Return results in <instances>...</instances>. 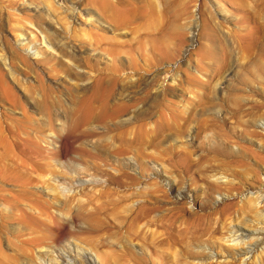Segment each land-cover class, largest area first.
<instances>
[{
	"label": "rangeland",
	"instance_id": "obj_1",
	"mask_svg": "<svg viewBox=\"0 0 264 264\" xmlns=\"http://www.w3.org/2000/svg\"><path fill=\"white\" fill-rule=\"evenodd\" d=\"M108 1L117 6L120 0ZM121 1L137 11L125 25L112 18L102 0H0V78L16 99L10 102L0 88V119L25 118L20 125L27 130L35 133L36 125L51 134L50 122L59 125L75 117L74 128H67L63 138L69 153L83 142L102 158L114 159L117 146L125 149L120 160L149 163V169L138 167L135 174L125 169L110 175L109 167L91 170L83 176L93 180L75 187L66 178L51 181L77 194L67 212L53 208L61 212L59 219L51 222L44 215L42 224L21 215L34 212L26 193L39 188L23 185L20 167L10 179L0 173V264L26 263L29 239L39 233L47 245L74 237L92 249L95 264H198L191 252L196 248L187 251L173 241L191 242L202 224L212 233V250L230 253L231 244L220 236L254 214L244 196L264 192V0ZM249 41L253 47L248 50ZM145 58L156 62L146 65ZM97 74L115 78L117 90L130 86L141 99L114 118L99 84L94 97L76 106L75 90ZM154 75L143 90L132 83L136 76ZM51 85L60 89L62 100L51 101L45 113L37 100L41 87ZM91 109L95 120L89 119ZM20 150L29 163L41 157L32 143ZM61 169L73 177L66 164ZM170 172L184 176L176 187L185 186L191 197L170 188ZM78 204L87 216L78 224L85 228L82 233L72 232L62 220ZM142 204L150 214L138 209ZM229 212L232 217L225 218ZM255 221L247 224L258 231L259 246L248 264H264V228ZM218 261L209 260L228 264Z\"/></svg>",
	"mask_w": 264,
	"mask_h": 264
},
{
	"label": "bare ground",
	"instance_id": "obj_2",
	"mask_svg": "<svg viewBox=\"0 0 264 264\" xmlns=\"http://www.w3.org/2000/svg\"><path fill=\"white\" fill-rule=\"evenodd\" d=\"M72 3L74 4V2H72ZM102 3L104 5V7L108 6L107 8H111L112 11L111 10L110 11H111L112 18H114L120 24L128 23V21L130 22V20L133 18L135 11H136L135 8H129V5H127L129 3H125L121 0L118 1L117 6L111 5L108 0H102ZM69 13L73 14V11L72 12L70 11ZM125 27H127V26H125ZM252 45H253L252 42L249 41L247 49L248 50L251 49L253 47ZM145 60H146V58H145ZM153 60L154 59L146 60L145 61L146 65L147 64L153 65ZM4 61H5V59H4ZM154 61L156 62V60H154ZM136 65H138V64H136V63L132 64V66H136ZM137 68H139V67L137 66ZM146 69H148V66ZM104 77H105V75H104ZM104 77L101 76L100 74H97L94 76L93 80L90 83H84L81 85L78 83L80 85V87H79L80 90H75V91L80 95L75 96L77 94L76 93L73 96L74 104L76 106H78V104H80V106H81V104L83 102H85L86 100H88V98L90 96L94 97L96 95V90H97V89L95 90V88H98L99 84H102V87L98 91V93L100 94L103 92V97H104L106 103L108 104V108H107L108 112L110 113V115L113 113L114 118H115V115H114L115 113L117 114V113H121V112L125 111L128 108V106L133 104L134 100L136 101L138 99H141V97H139V96L136 98V96L132 93L133 91L131 89H129L130 86L125 87L122 85V87H120V88L118 87L119 89L117 90V88H115L116 87L115 86L116 85L115 78H111L108 76L105 78ZM156 77H157V75H154L151 77H146V78H143L141 76H136L134 79H132V81H133L132 83L135 86H140V89L143 90L145 88V86H147L153 80H155ZM75 78H77V77H75ZM75 78H73V79H75ZM69 79H71V78H69ZM174 80H175V77H172L171 81H174ZM220 85L221 84H218L217 87ZM0 88L2 91L1 94H4L6 99H8L10 102L15 103L16 99H15L14 94L12 93V90L10 89L7 82L5 80H3L2 78H0ZM101 90H102V92H101ZM83 92L84 93L89 92V94H87V93L83 94ZM68 95H70V94H68ZM60 96H61V91L57 87L52 86V85L51 86H42L41 90H40V94H39V100H37L38 103H40L41 110L45 113H49L51 101H54L55 103H60L61 102L60 100H62L60 98ZM95 98L97 99V97H95ZM104 99L102 101H104ZM97 100L100 101V98ZM76 101L78 102V104L75 103ZM98 104H96V105L98 106ZM87 105H89V104H87ZM101 105H102V103H101ZM136 105H137V103H136ZM9 106H10V104H9ZM15 106H13V107H15ZM94 107L96 109V106H94ZM10 108H11V106H10ZM83 109H84V107H83ZM74 110H75V108L71 107V109H70L71 112L70 111L69 112L73 113ZM88 110L89 109L87 107L86 112ZM101 110H103V109H101ZM95 111H98V110H95ZM0 113H2V112H0ZM3 113H4V111H3ZM75 113H76V111H75ZM98 113L100 114V112H98ZM98 113H97V115H98ZM23 114H24V112H23ZM95 114L96 113H94V111L91 109L89 111V119L93 120L96 117ZM126 114H127V111H126ZM106 115H109V114H106ZM102 116H103V114H102ZM118 116H119V114H118ZM124 116H126V115H124ZM83 117L84 116H82L81 118H83ZM5 118L6 117H4V120L0 119V166L2 167V169H1L2 172H0V173L2 174V178L3 179H10L11 177H15L16 175L13 176L12 174L16 173V172H13L12 170L15 167H20V170H22V172L24 171L23 172L24 176H22L20 174L22 176L20 178H22L21 180L23 182V185H28L31 183V184H33V186L35 185L36 187L39 188V190L29 192L28 194L26 193V195L29 199V203H31L33 205L34 212L27 214L25 211H22L21 215L25 221L31 220V222L33 221L32 223L36 222V223L42 224L43 222H41L42 221L41 218H42V216L44 217V215H45L48 217V220H50L51 222H54L57 219H59V216H60L59 214L61 213L60 211L66 210V212H67L68 206L72 203V200L75 198V195L77 193L75 192V193L67 194V192L64 190V188H61L62 186L59 187V185H56L55 184L56 181H60V178L69 179L68 181L64 180V182H66L70 186L75 187V186H79L81 184H84L85 182H87L89 180L91 181V179H92L91 177H90L91 178L90 179V178L83 176L84 175L83 173H85V174L88 172L90 173L91 170H98L99 171V169L109 167V169H112V171H114V172H108L107 174H110V175L118 174V175H120L121 173L124 174L123 170H125V169L126 170L128 169V171H131L134 174H135V171H137L138 167H141L143 169H149V163L148 162L139 161L137 164V163L131 161L130 159L129 160H122V159L120 160V158H117L119 155H122L123 152H125V149L122 147H117V146L113 147L112 146L114 148V150L111 152V154H112V156L116 157L114 159H111L110 156L109 157L106 156V157L102 158L101 152H98L97 150H95V147H91V148L85 147L83 145V142L80 144L79 143L74 144L72 146V149H71L72 152L69 153L67 151L68 144L65 141L67 139L65 138V140H64L63 138H64L65 133L67 132L66 131L67 128L72 127V126L74 128L76 121L73 118H75V117L69 118L70 119L69 123H68V121L66 123V122L60 120L61 122L60 123L58 122L59 125H55L56 123L54 124V123L50 122L49 124H50V128H52V131L49 133H51V134L44 132L43 127H42L43 129L40 127L42 130L37 128L36 125L32 126V130H34L35 133H32L31 130L30 131L27 130V128L20 125L21 123H23V124L26 123L25 118L21 119L19 121H10V123L5 121V120H7ZM84 118H86V117H84ZM104 119H106V116L104 117ZM87 120H88V118H87ZM102 120H103V118H102ZM121 120H122V118H121ZM260 124H262V126L264 127V119L262 120V122ZM28 129H29V127H28ZM77 129H78V127H77ZM68 141H69V139H68ZM31 143L36 145L39 148V150L41 152V154H40L41 157L39 160H35L34 162L29 163L26 161L27 159L25 160L21 157V155H20L21 150L20 149H22L24 147H28L29 144H31ZM25 151H27V150H25ZM83 152H85L87 154L86 156L89 157V160H86L87 158L85 159V157H84L85 155ZM139 153H142L143 157H148V159H149V154L147 152L140 151ZM155 153H157V152H154L152 154H155ZM137 159H139V158H136V161H137ZM63 164H66L67 168L70 169L71 172H73V177L68 178L65 176V174L63 175L62 169H61ZM15 170H17V168ZM185 171H186V168H185ZM19 172H21V171H19ZM186 172H188V171H186ZM17 174H19V173H17ZM170 175H171L170 177H173V178H171L172 180L167 181L170 188L174 189L177 192L178 196L184 194V195H188L189 197H191V194H189L190 193L189 190H187L185 188V186L182 185L180 187L179 186L176 187V185H178L177 182L180 181L181 179H183L184 176H182V174L181 175L179 174L180 176L176 177L171 172H170ZM215 175L217 176V174H213L211 176L213 177ZM13 179L15 180V178H13ZM53 180L55 181V183L51 182ZM16 181H17V179H16ZM12 188L14 189L13 186H12ZM7 192H9V191L7 190ZM7 192H5V193H7ZM49 192L51 193L52 198L48 197ZM11 193H13V192H11ZM18 193H19V191H18ZM19 194H21V193H19ZM0 195H1V193H0ZM15 195H16V193H15ZM15 197H13V198H15ZM5 198H4V201H6ZM244 199H246V201H248L249 205L252 207V210L254 211V214H252L253 216L252 215L248 216V219L244 220L242 223L238 222L237 225L228 229L226 234L220 236V240L223 239L224 241H227L231 244L230 249L233 250L232 252L227 253V252H220L219 251L220 252L219 253L216 250H212L213 244L210 245V243L212 241L211 238H213V237H211L212 233L207 229H203L202 224L198 225V230H201V231H199L196 236H193L191 242L182 244L178 240H174L173 243L175 245L180 244L181 246H184L187 251H191V250H189V248H190L189 246L196 248V250H192L191 252L194 255H196V257L198 258V260L196 262L198 264H210L209 260L213 261V259L220 260V261L223 259V261H226V262L228 261V264H248V262H250V258L253 256L255 249L258 248L259 242H258L257 237L254 235L258 231L250 229L249 228L250 226H248L247 221L250 222V221H255L254 219H257L255 221L256 222L255 225L257 227H263L264 228V192L261 191L258 193H252V192L248 191L246 194V197L244 196ZM32 205H30V206H32ZM25 206H26V204H25ZM54 207L56 209L60 210L59 211L60 213L58 214L59 216L54 212L56 210L53 211ZM138 209L140 211L145 210L147 212V214L151 213V211H150L151 208L146 207L144 204L140 205L138 207ZM70 210H71V208H70ZM82 211L83 210H81V207L78 204L76 211L71 210V212L69 214H66V216H64V218H62V220L66 224L69 225L72 232H75V233L81 232L82 233L85 231V228H81V226L78 225V224H80V222L81 223L83 222V219L85 217H87L86 214ZM229 217H232V214H230V212L227 215H225V218H229ZM58 225H60V224H58ZM78 226H79V228H76ZM88 228H90V227H88ZM215 229H217V228H215ZM40 234L41 233H39V235H35V236L31 237L29 239L30 241L28 240L31 243V247H28L26 251H27V253H29L30 256L26 259V263L23 260L21 264H37L38 262L44 264L45 261H46V264H95V260L93 259L92 252H91L92 249L81 246L79 241L77 242V240H75L74 237L66 236L59 243L55 242L54 240H51L50 244L47 245L44 243L45 242L44 240L46 238L43 239L44 237H42V235H40ZM52 235H54V234L52 233ZM47 239H49V238H47ZM30 243H29V245H30ZM236 247L239 248L238 251H234V249ZM257 255H259V254H257ZM97 256H99V255H97ZM259 257L256 258L255 260L257 261L259 259ZM226 259H228V260H226ZM220 261H218V262L220 263ZM16 264H20V263H16ZM256 264H261V261L256 262Z\"/></svg>",
	"mask_w": 264,
	"mask_h": 264
}]
</instances>
